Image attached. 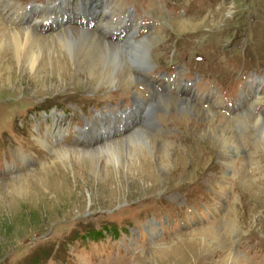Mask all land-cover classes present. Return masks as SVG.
Listing matches in <instances>:
<instances>
[{"label":"rangeland","instance_id":"1","mask_svg":"<svg viewBox=\"0 0 264 264\" xmlns=\"http://www.w3.org/2000/svg\"><path fill=\"white\" fill-rule=\"evenodd\" d=\"M10 1L16 8L0 10L9 30L15 29L10 25L17 7L47 20L48 14L37 15L39 10L30 7L47 0ZM95 1L103 2L81 0L78 7L69 1L61 12L57 6L48 11L58 21L49 27L42 23L40 31L32 28L44 40L23 45L28 62L0 55V264H264V142L253 123L258 115L264 118V0H106L100 5V13L109 8L104 15L111 22L131 19L139 37L135 42L150 40L148 76L156 85L165 79L186 83L188 100L210 113L152 104V116L162 119L165 132H145L166 149L160 153L156 144L150 153L144 147L153 172L141 176L126 166L117 169L109 162L112 152L56 156L122 138L121 117L111 124V111L129 117L135 107L130 95L147 96L143 81L106 87L90 80L92 58L73 56L54 39L63 29L88 25L97 39L121 46L120 39L96 32L101 15ZM178 23L187 25L181 29L174 26ZM34 60L35 68L29 64ZM61 60L66 70L55 67ZM167 85L171 95L185 96L162 84L148 104L163 101ZM90 116L91 130L95 122L109 135L96 133L84 143L80 139ZM130 120L133 128L126 136L139 127L136 117ZM224 129L237 152L208 139L210 130ZM124 157L129 162L130 155ZM13 163L10 173L7 166Z\"/></svg>","mask_w":264,"mask_h":264},{"label":"bare ground","instance_id":"2","mask_svg":"<svg viewBox=\"0 0 264 264\" xmlns=\"http://www.w3.org/2000/svg\"><path fill=\"white\" fill-rule=\"evenodd\" d=\"M53 1L54 0H47L44 4H41V5H34V4L30 5V7L31 6L33 7V9L39 10L37 15L43 14V13L48 14L47 20H43L41 22V21H38L36 18H34L35 15L31 13V10L29 9L26 10L23 7H17V9L15 10L16 7L10 0H0V5H1L0 10L1 11H3L5 7L9 9L15 7L14 12L16 14V18H13L12 20V22H15V24L10 25L12 28L15 27V29L13 30H9V27L7 26V24H3V20L0 18V29H1L0 32H2L0 36V44L2 45V48L0 50L1 56L6 57V56H10L11 54L13 59L19 64L21 63V61L28 62L30 58L29 56L25 54L24 52L25 48L23 47V45L30 43V42L40 43V42H43L44 40V37L41 35V33H33V31L42 30L45 27L42 25V23L45 25V22H47V27H49L50 25H53L55 21H58V18L55 15L54 16L49 15L48 11L54 9V7L57 6L58 11L61 12L62 8L60 6L61 5L66 6L67 2L69 1H76L75 4L78 7L81 6V0H78L79 4L77 3V0H57L55 3H53ZM104 2H106V0H103V2L99 1V3L97 2L98 3V6L96 7L97 14L100 13V10H99L101 8L100 5H102V3ZM94 7L95 6L91 4L90 8L94 9ZM87 9L89 10V8ZM88 10H87L86 16L89 15ZM106 10L108 11L109 8H107V6H103V8L101 9V13H100L101 17L99 18V20L97 17L96 24L98 23V29L96 32L97 33L100 32L102 36H104L103 35L104 33L105 34L104 37L109 38L111 40L120 39L122 42L121 46L118 45L117 43L108 42L109 40L101 41L97 39V37L94 35V33L91 30L86 29V28H89L88 25H85L83 27V30L71 29V28L63 29L57 32L56 34L54 33L55 34L54 39H56L58 43L61 44L62 48H64L65 51H67V53L72 54L73 56H78L79 54H87L89 55V57L92 58L93 66L91 67L90 69L91 71L89 72L90 80H95L99 84H102V86L104 85L106 87H111V86L117 87V86H120L121 83L124 81H128V82L132 80L143 81V83L145 84V86H147V88H143L142 92H146L145 95L147 96L144 97V99H139V97L136 96L137 93L135 92L132 93L133 98L130 95L131 104L133 103L135 107L133 109L134 114L129 117H125V115L121 114L120 111H115V114H113L112 111H111V114L109 113L112 116V118L110 117L108 118L109 120L111 119L110 120L111 124H113L117 118L121 117L118 119L117 128L124 127V129L122 130L124 132L122 138L119 137L118 139L116 140L114 139L113 141L106 140L105 142H103V140H100L101 143L96 145L95 148H93L91 151L89 150L85 151L86 149L84 148L83 149L80 148L78 150L74 148H73L74 150L65 149V150L59 151L56 154V156L62 153L64 155L63 158L69 159L70 156H77V153H80V154L91 153L93 155L95 154L99 155L103 152H112L110 154L111 159L109 160V162L112 163L114 166L117 165L118 167L117 169H119L120 167L126 166V170L128 169L129 171L136 172L137 170H139L140 172L138 175L141 176L145 172H151V171L153 172V170H151V168L153 169V167H151L152 165L150 163V157H149L150 155L148 156L144 147L148 146L151 149L150 153L153 152V149L157 145H158L157 147L160 148V149L158 148L160 153H162L164 149H166L164 144H157V142L152 140L149 134L145 132V131H148V132L150 131V133L152 132L154 134L165 132V130H163L162 128L163 127L162 119H155L154 116H152V114L154 113L153 111L152 112L150 111L151 106H154L152 104H155V105L159 104V105H163L166 107L168 105H171L172 107L174 106L175 110H178V111L197 112L199 114L206 115V116L210 115V113L208 110L199 109L193 102L188 100V99H191L192 95H191L190 90L186 86H181V85L179 86L176 83L174 84L173 82H171V80L169 81L166 79L163 80V83L156 85L157 79L155 81H152L150 76H148L149 74L148 63L150 60L148 51L151 48L150 40L145 39L140 42H135L134 40L139 39V37L134 36L135 31H132V27L135 24H133L132 21H129L126 23V21H121V20H118L116 22H111L110 20L106 19V16L104 15ZM36 13L37 12H35L34 14ZM91 16L92 15H90V17ZM84 20H81V21H84ZM94 20L96 19L94 18ZM94 20H92V23ZM92 23L91 25H95ZM186 25L187 23H183V24L178 23V24H175L174 26H177L183 29V27ZM17 26H21V27H18L16 29ZM22 26H27V27H22ZM116 27H119L120 29L119 32H115V30H113V29H117ZM117 34H119V36ZM114 36L115 38H111ZM35 61L36 60L29 63L31 64V67H33V63ZM127 62H128L127 66L131 68H127V69L125 68ZM61 65L62 66L65 65V70H66V67H69L65 60H61L60 62H58L55 67L59 68ZM33 68H35V66ZM80 71L82 72V69H80L79 72ZM135 71L138 72V75L135 73ZM162 84H170L172 86H176L177 89L179 90L178 93L185 92V96L179 97V96L171 95L170 94L172 92L171 86L168 87L167 85L165 88L166 89L170 88V89H169V92L166 89L163 90V96H162L163 101L160 99L157 102L154 101L155 103L148 104V100L151 99L150 96L156 95V93L159 94L161 92V90L158 87H160ZM165 97H168L170 99L164 100ZM252 105L254 106V103H252ZM240 107H241L240 110H242V105ZM143 108H144V113L143 112L141 113ZM105 113L106 111L101 112L102 115H104ZM128 114H130V112H128ZM258 116H261V117H258ZM258 116L253 118L254 119L253 123L256 129V133L260 137L261 141L264 142V118H263V115H258ZM133 117H136L134 126L136 125L137 127L139 126L141 128L140 129L139 127L135 128L134 132H130L126 136L125 134L128 132L127 129L133 128V126L130 127L131 122H132L130 118H133ZM93 118L94 116L92 117L90 116V117H87V119H85V125L87 126V130L84 132V134H82L81 139H80L84 143L90 142L94 136L97 137L96 133H100V135L102 134L109 135V133H107L108 131L107 129H102L100 127H97L95 122L92 123L94 125L93 128L95 129V131L93 132L91 130L92 125H91L90 120ZM140 119H141V123H138ZM129 120H130V123H129V126H127V123ZM160 122H162V125L160 124ZM203 134L204 133L202 134L200 133L199 136H202ZM73 136L75 135H74V132L72 131V135L69 136L70 139ZM199 139H201V137ZM208 139H210L211 141L214 140L215 142L222 145L223 148L225 147L226 152L232 153L235 151L237 152L238 150L237 147H235L234 138L232 134L227 129L220 130V132L210 130V136ZM39 143H41L42 147H44L45 149L47 148L48 143H46L45 141L41 140V142ZM115 151H118V153L120 154H115ZM125 153L130 155L129 162L123 160L125 159L124 157ZM13 158H14V161H16L17 156L14 155ZM60 162L63 163V159H61ZM16 163L15 164L13 163L7 166L8 172L11 173V169L16 165ZM41 169H42L41 173L44 175V173H46L48 169L47 165L44 164ZM135 172H134L135 176H138L136 175ZM42 174H39V175L42 176ZM253 189H255V187ZM253 189H251V191ZM253 193H255V191ZM236 260L239 261L238 259ZM242 264H246V262Z\"/></svg>","mask_w":264,"mask_h":264}]
</instances>
